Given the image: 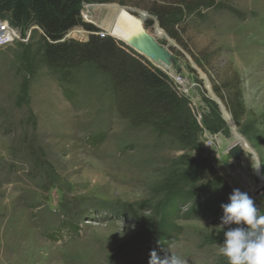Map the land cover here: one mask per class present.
Here are the masks:
<instances>
[{
	"label": "rangeland",
	"instance_id": "1",
	"mask_svg": "<svg viewBox=\"0 0 264 264\" xmlns=\"http://www.w3.org/2000/svg\"><path fill=\"white\" fill-rule=\"evenodd\" d=\"M153 1L83 4L82 18L108 36L100 23L114 19L109 6L119 7L171 53L170 68L143 61L184 99L196 132L190 144L175 124L147 115L132 91L115 94L92 67L49 68L35 27L0 50V264H148L153 249L186 264H228L218 252L221 220L179 221L182 234L166 248L145 240L160 225L175 178L199 160L206 199L227 203L239 188L264 214V0H182L187 6L167 19L189 52L145 9ZM74 37L88 35L77 28L63 41ZM214 86L225 98L226 90L241 93L240 123ZM236 135L251 152L234 148Z\"/></svg>",
	"mask_w": 264,
	"mask_h": 264
},
{
	"label": "trees",
	"instance_id": "2",
	"mask_svg": "<svg viewBox=\"0 0 264 264\" xmlns=\"http://www.w3.org/2000/svg\"><path fill=\"white\" fill-rule=\"evenodd\" d=\"M93 3L125 5V0H0V17L9 18L23 34L34 27L35 30L39 28L42 31L43 61L49 68L64 74L79 72L86 66L92 67L110 80L115 94L132 91L140 98L147 115L159 114V117L166 119L164 125L175 124L178 133L190 144L196 132L190 113L183 109L184 99L171 88L168 77L158 69L148 66L143 61V56L135 55L136 53L135 56H130L127 52L129 47L120 44L111 35L101 37L99 28L83 20V4ZM184 6L187 4L182 0H176L169 6L162 3V0H154L145 9L157 18L160 27L173 40L189 52V47L179 31L170 26V20L167 19L176 16L174 11H181ZM147 25L145 24L146 28L150 26ZM77 28L87 33V39L74 37L63 41ZM63 77L60 76V79L68 85L76 86L79 83L72 78L65 80ZM214 90L226 103L235 122L240 123L246 115V109L238 89L233 93L226 90V98L217 86H214ZM64 92L69 98L68 89ZM202 166L200 160L194 161L175 178V189L158 211L161 215L160 225L156 233L147 234L145 240L155 242L158 248H166L182 234L179 221L200 222L209 219L216 224L221 220L223 212L220 205L226 202V198L206 199L208 190L202 186ZM182 207H187L188 210L182 212Z\"/></svg>",
	"mask_w": 264,
	"mask_h": 264
},
{
	"label": "clouds",
	"instance_id": "3",
	"mask_svg": "<svg viewBox=\"0 0 264 264\" xmlns=\"http://www.w3.org/2000/svg\"><path fill=\"white\" fill-rule=\"evenodd\" d=\"M220 207L223 242L218 246L219 254L228 264H264V214H260L253 198L234 188L228 202ZM148 264H186V261L170 251L161 256L153 249Z\"/></svg>",
	"mask_w": 264,
	"mask_h": 264
},
{
	"label": "bare ground",
	"instance_id": "4",
	"mask_svg": "<svg viewBox=\"0 0 264 264\" xmlns=\"http://www.w3.org/2000/svg\"><path fill=\"white\" fill-rule=\"evenodd\" d=\"M108 8L109 10L111 9L115 17L112 20H104L100 24L107 28L109 35L124 43H128L131 36L140 29L142 21L140 19L133 18L126 12V10L119 7L109 6ZM143 18L144 15H142V19ZM224 115L226 120L232 124L231 117L226 110H224ZM236 137L238 140L236 139L237 143L234 148L245 149V151L248 150L251 152V148L247 142L240 135H236Z\"/></svg>",
	"mask_w": 264,
	"mask_h": 264
},
{
	"label": "water",
	"instance_id": "5",
	"mask_svg": "<svg viewBox=\"0 0 264 264\" xmlns=\"http://www.w3.org/2000/svg\"><path fill=\"white\" fill-rule=\"evenodd\" d=\"M125 44L139 55L156 64L163 67L165 66L166 68H170L172 65L171 53L160 45L156 39L144 29L142 24L140 29L131 36L130 41ZM262 189L263 188H260L258 193H260Z\"/></svg>",
	"mask_w": 264,
	"mask_h": 264
},
{
	"label": "built area",
	"instance_id": "6",
	"mask_svg": "<svg viewBox=\"0 0 264 264\" xmlns=\"http://www.w3.org/2000/svg\"><path fill=\"white\" fill-rule=\"evenodd\" d=\"M100 36L104 37L106 35L101 33ZM17 41H26L22 39L20 28L14 26L9 18L0 17V50H4L9 46H12ZM209 145L211 146V143Z\"/></svg>",
	"mask_w": 264,
	"mask_h": 264
}]
</instances>
